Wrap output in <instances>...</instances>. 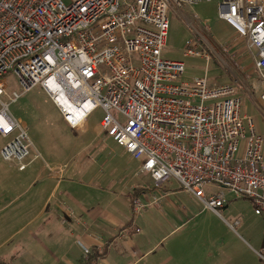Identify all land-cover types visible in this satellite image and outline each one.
Here are the masks:
<instances>
[{"label": "built area", "instance_id": "2783aa9c", "mask_svg": "<svg viewBox=\"0 0 264 264\" xmlns=\"http://www.w3.org/2000/svg\"><path fill=\"white\" fill-rule=\"evenodd\" d=\"M203 1L213 0H0L2 160L24 171L32 151L42 158L8 108L40 86L72 129L100 108V131L141 162L156 188L175 180L218 216L227 200L206 189L226 190L250 200L264 218V139L242 114L238 87L209 84L206 76L184 80V63L163 56L171 9ZM217 6L219 20L254 51L264 105V0H218ZM196 20L193 14L187 23L192 37L182 56L208 64L210 29H199ZM11 73L20 93L8 89ZM44 166L49 174L64 169ZM143 207L132 202L135 215ZM77 244L89 259L90 247ZM255 252L264 262V243Z\"/></svg>", "mask_w": 264, "mask_h": 264}, {"label": "rangeland", "instance_id": "374dc122", "mask_svg": "<svg viewBox=\"0 0 264 264\" xmlns=\"http://www.w3.org/2000/svg\"><path fill=\"white\" fill-rule=\"evenodd\" d=\"M217 3L218 0L203 1L190 9L172 8L163 56L184 63V80L206 76L209 84L237 86L242 114L252 121L256 133L264 139V105L260 98L262 87L254 69V51H250L245 41L219 20ZM193 14L197 16L195 25L199 29L203 26L210 29L207 40L212 51L209 52L208 64L199 58L182 56L186 40L192 37L186 26L192 22ZM5 80L10 91L20 93L17 77L13 73ZM8 108L10 114L24 125L42 157L34 159L25 171H19L0 156V174H7L10 181L30 183L38 177L44 162H47L52 167L64 168V171L71 166V183H101L102 186L109 185V190L115 192H126L134 183H144L159 193L150 176L140 171L141 162L99 131L102 118L100 108L89 114L82 128L72 129L40 86L21 94ZM6 141L0 137V148ZM33 158L34 151L29 160ZM38 183L55 181L45 176ZM167 183L179 192L161 200L159 204H148L146 199H140L144 206L140 215L151 213L164 218L152 219L150 237L141 245L148 247L149 243L157 244L159 250L148 259L135 263L136 259L129 258L125 264L158 263L165 259L164 254L160 255L163 250L179 251L181 254H178V258L182 264H264L255 252L264 243V218L255 215L250 200L235 198L226 190L206 189L207 195L210 192L222 193L227 200L226 206L219 209L218 216L205 209L193 193L181 191L174 182ZM110 191L100 200L101 204L111 202L113 193ZM35 193L36 188H32L27 197ZM123 200L122 196L119 201L123 203ZM114 207H121L120 203L116 202ZM142 216H139L144 226L141 234H145L147 226ZM235 220H239L240 224L231 229L229 225ZM38 223L40 225L41 221L35 222V225ZM154 229L157 231L153 233Z\"/></svg>", "mask_w": 264, "mask_h": 264}, {"label": "crops", "instance_id": "0c3cea01", "mask_svg": "<svg viewBox=\"0 0 264 264\" xmlns=\"http://www.w3.org/2000/svg\"><path fill=\"white\" fill-rule=\"evenodd\" d=\"M261 87L263 90L262 83ZM34 159H30L29 166ZM45 176L55 183H38ZM8 177L0 174V264H91L96 260L100 264H125L129 258L136 259L135 263L148 259L160 246L141 245L150 237L152 219L163 217L151 213L142 216L140 211L135 215L130 197L137 190V200L159 204L179 192L169 183L157 188L159 193L144 183H134L126 192L110 191L109 185L101 183H71V166L58 175L49 174L44 166L38 177L25 184ZM169 182L182 191L177 181ZM32 188L36 193L27 197ZM107 189L113 193L112 200L101 204ZM122 196L123 203L119 201ZM116 202L121 207L112 208ZM139 216L145 220V234H141L144 226ZM37 221L40 225H35ZM78 241L90 247L89 259L83 257ZM163 254L165 259L155 264H182L179 251L163 250Z\"/></svg>", "mask_w": 264, "mask_h": 264}, {"label": "trees", "instance_id": "16d2710c", "mask_svg": "<svg viewBox=\"0 0 264 264\" xmlns=\"http://www.w3.org/2000/svg\"><path fill=\"white\" fill-rule=\"evenodd\" d=\"M136 191H137V190H134V192L132 193V195H131V197H130V201H131V202H133V201L136 199V198H135V197H136ZM100 256H103V253L100 254Z\"/></svg>", "mask_w": 264, "mask_h": 264}]
</instances>
